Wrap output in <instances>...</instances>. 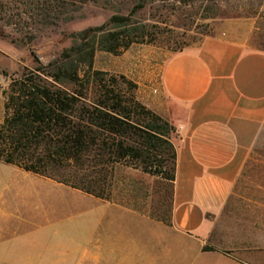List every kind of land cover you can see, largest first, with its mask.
Returning <instances> with one entry per match:
<instances>
[{
    "label": "crops",
    "instance_id": "1",
    "mask_svg": "<svg viewBox=\"0 0 264 264\" xmlns=\"http://www.w3.org/2000/svg\"><path fill=\"white\" fill-rule=\"evenodd\" d=\"M239 25L217 24L160 71L150 106L179 131L166 221L0 162V262L264 264V236L218 247L264 125V53Z\"/></svg>",
    "mask_w": 264,
    "mask_h": 264
},
{
    "label": "rangeland",
    "instance_id": "2",
    "mask_svg": "<svg viewBox=\"0 0 264 264\" xmlns=\"http://www.w3.org/2000/svg\"><path fill=\"white\" fill-rule=\"evenodd\" d=\"M0 6V123L5 117V93L25 71L46 66L74 44L81 32L102 26L111 16L145 27L147 39L118 55L95 49L91 72L106 79L123 76L127 95L167 123V137L175 148L179 131L150 105L163 63L169 57L213 34L215 26L238 22L250 50L264 53V0H9ZM81 74L86 71L80 67ZM175 166V163H174ZM171 175L170 173H168ZM166 175L145 174L119 166L113 173L110 201L158 220H167L172 181ZM218 247L264 236V125L247 155L238 182L218 222ZM0 264H86L16 260Z\"/></svg>",
    "mask_w": 264,
    "mask_h": 264
},
{
    "label": "trees",
    "instance_id": "3",
    "mask_svg": "<svg viewBox=\"0 0 264 264\" xmlns=\"http://www.w3.org/2000/svg\"><path fill=\"white\" fill-rule=\"evenodd\" d=\"M9 2L0 0V6ZM131 25L126 17L111 16L77 34L55 61L11 81L0 123V162L105 201L119 166L173 181L169 125L124 92L123 85H132L125 77L119 83L90 73L96 48L118 55L146 41L145 27Z\"/></svg>",
    "mask_w": 264,
    "mask_h": 264
}]
</instances>
